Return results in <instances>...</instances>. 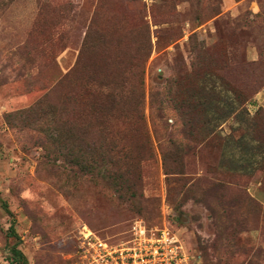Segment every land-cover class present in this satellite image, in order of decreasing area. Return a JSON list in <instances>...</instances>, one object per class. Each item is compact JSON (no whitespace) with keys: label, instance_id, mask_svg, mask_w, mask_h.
Listing matches in <instances>:
<instances>
[{"label":"rangeland","instance_id":"rangeland-1","mask_svg":"<svg viewBox=\"0 0 264 264\" xmlns=\"http://www.w3.org/2000/svg\"><path fill=\"white\" fill-rule=\"evenodd\" d=\"M76 68L80 127L101 138L90 94L109 82L104 137L134 150L110 158L136 169L70 163L60 81ZM137 219L195 264H264V0H0V264L14 247L78 264L83 226Z\"/></svg>","mask_w":264,"mask_h":264},{"label":"built area","instance_id":"built-area-1","mask_svg":"<svg viewBox=\"0 0 264 264\" xmlns=\"http://www.w3.org/2000/svg\"><path fill=\"white\" fill-rule=\"evenodd\" d=\"M78 264H195L194 257L167 225L149 226L137 219L112 236L83 226L76 239Z\"/></svg>","mask_w":264,"mask_h":264},{"label":"trees","instance_id":"trees-1","mask_svg":"<svg viewBox=\"0 0 264 264\" xmlns=\"http://www.w3.org/2000/svg\"><path fill=\"white\" fill-rule=\"evenodd\" d=\"M78 69H73L70 71L62 81L67 84L68 91L66 94V110H65V126L67 129V139L70 144L68 147V157L70 159V163H73L74 166L78 167L81 172L84 174H93L96 172L100 167H106L104 169L108 172H112L108 168H117V170L124 168L125 170H130L132 168L136 169L137 166L134 164L125 163L123 166H118L116 163L112 161L110 157H114L116 155L119 158L128 160L129 155L133 153L134 150L131 148L119 147L116 143L105 139V135L107 136V132L105 126L103 127V121L107 119L105 111L111 112L113 108H115L120 100L117 99L113 95L112 92H106L103 89H107L109 87V82L100 80L98 81V85L102 88L96 91L95 94H90L91 100V107L94 110L95 114H100L96 118L99 120V131L100 137H96V133L94 134L92 131L87 132L85 129L82 130L79 123H81L80 118V93H79V76H78ZM94 98H97L93 100ZM106 101L108 106L105 111H101V107L99 101ZM106 104V105H107ZM106 107V106H105ZM107 112V113H108ZM105 116H102V115ZM162 118V116H161ZM96 119V120H97ZM142 122V119H141ZM102 134V135H101ZM144 151V150H143ZM93 152H98L103 154V156L108 159L99 163L98 161L91 160V155ZM74 157V158H73ZM108 160V161H107ZM108 167V168H107ZM145 221V220H144ZM149 226L159 225L153 224L150 222L145 221ZM96 232V231H95ZM97 233V232H96ZM99 234V233H98ZM100 236H103L99 234ZM14 261L18 262V264H28L27 258L25 254L19 250L17 247H14L13 250Z\"/></svg>","mask_w":264,"mask_h":264}]
</instances>
